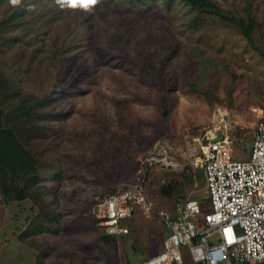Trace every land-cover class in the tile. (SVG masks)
I'll return each instance as SVG.
<instances>
[{
	"label": "rangeland",
	"instance_id": "obj_1",
	"mask_svg": "<svg viewBox=\"0 0 264 264\" xmlns=\"http://www.w3.org/2000/svg\"><path fill=\"white\" fill-rule=\"evenodd\" d=\"M209 1L220 14L183 0H0V108L31 107L16 135L42 190L8 199L0 264H140L161 252L160 211L204 203L202 147L220 113L246 156L264 119V0ZM144 177L147 212L107 239L99 199Z\"/></svg>",
	"mask_w": 264,
	"mask_h": 264
},
{
	"label": "built area",
	"instance_id": "obj_2",
	"mask_svg": "<svg viewBox=\"0 0 264 264\" xmlns=\"http://www.w3.org/2000/svg\"><path fill=\"white\" fill-rule=\"evenodd\" d=\"M222 140L204 137L200 168L206 197L174 202L158 218L166 231L162 250L140 264H264V119L254 131L245 160L233 157L227 134ZM153 166L158 161L147 159ZM146 178L136 185L107 193L97 208L110 236L128 234L124 226L134 208L146 210ZM126 264V263H120Z\"/></svg>",
	"mask_w": 264,
	"mask_h": 264
},
{
	"label": "trees",
	"instance_id": "obj_3",
	"mask_svg": "<svg viewBox=\"0 0 264 264\" xmlns=\"http://www.w3.org/2000/svg\"><path fill=\"white\" fill-rule=\"evenodd\" d=\"M183 1L200 12L215 13L217 15L221 13L219 8L209 0ZM244 36L252 44L249 31L245 28ZM1 92L3 90L0 87V99L3 96ZM30 109L31 107L26 111L20 110L19 112L10 111L6 113L0 108V195L4 203H7L12 193H15L16 201L30 199V191L33 189H36L33 197L34 201L40 200L42 190L40 186L35 187L37 186L38 178L34 177L37 163L16 135L18 122L28 117ZM203 207L206 208L205 202ZM109 238L115 237L108 235L107 239Z\"/></svg>",
	"mask_w": 264,
	"mask_h": 264
},
{
	"label": "crops",
	"instance_id": "obj_4",
	"mask_svg": "<svg viewBox=\"0 0 264 264\" xmlns=\"http://www.w3.org/2000/svg\"><path fill=\"white\" fill-rule=\"evenodd\" d=\"M220 133H223V132H220ZM252 145V144H251ZM233 154V153H232ZM234 157V156H233ZM248 157V153L246 154V156L244 157V158H235V159H237V160H245L246 158ZM189 197H191L192 198V196H189ZM194 199V198H193ZM12 204L11 203H0V230L1 229H3L4 228V224L5 223H3L4 221H5V218L7 217L6 216V214L7 213H9V212H11L12 213V210L13 209H11L12 208V206H11ZM15 208V207H14ZM15 210H16V208H15ZM10 220H11V222L13 223L14 222V216H12V214H10ZM126 222V221H125ZM12 231V230H11ZM11 235H12V233H11ZM1 247H5L4 246V242H2L1 240H0V248ZM162 248V247H161Z\"/></svg>",
	"mask_w": 264,
	"mask_h": 264
},
{
	"label": "bare ground",
	"instance_id": "obj_5",
	"mask_svg": "<svg viewBox=\"0 0 264 264\" xmlns=\"http://www.w3.org/2000/svg\"><path fill=\"white\" fill-rule=\"evenodd\" d=\"M222 113H220V115H219V117H220V119H216V124H215V126H214V129L213 130H210L209 132H207V136H214L215 135V133H216V131H218L219 129H220V125L224 122V120L222 119V115H221ZM222 116V117H221Z\"/></svg>",
	"mask_w": 264,
	"mask_h": 264
},
{
	"label": "flooded vegetation",
	"instance_id": "obj_6",
	"mask_svg": "<svg viewBox=\"0 0 264 264\" xmlns=\"http://www.w3.org/2000/svg\"><path fill=\"white\" fill-rule=\"evenodd\" d=\"M172 189V183H167L165 185H163V188L161 189V192L164 193V192H168Z\"/></svg>",
	"mask_w": 264,
	"mask_h": 264
},
{
	"label": "water",
	"instance_id": "obj_7",
	"mask_svg": "<svg viewBox=\"0 0 264 264\" xmlns=\"http://www.w3.org/2000/svg\"><path fill=\"white\" fill-rule=\"evenodd\" d=\"M209 138H210L212 141H214V142L222 140V136H221V135H217V136H209Z\"/></svg>",
	"mask_w": 264,
	"mask_h": 264
}]
</instances>
